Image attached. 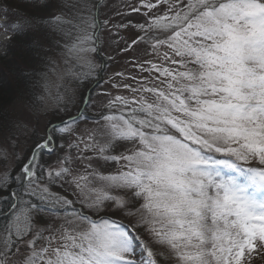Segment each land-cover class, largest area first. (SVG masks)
<instances>
[{"label": "snow or ice", "instance_id": "1", "mask_svg": "<svg viewBox=\"0 0 264 264\" xmlns=\"http://www.w3.org/2000/svg\"><path fill=\"white\" fill-rule=\"evenodd\" d=\"M30 37L0 264L264 257V0H0V56Z\"/></svg>", "mask_w": 264, "mask_h": 264}, {"label": "rangeland", "instance_id": "2", "mask_svg": "<svg viewBox=\"0 0 264 264\" xmlns=\"http://www.w3.org/2000/svg\"><path fill=\"white\" fill-rule=\"evenodd\" d=\"M113 3H119L120 0H112ZM124 35H130V33H122ZM35 40L38 39L37 37H33ZM34 39H32L34 41ZM42 42V41H41ZM21 50L25 48L24 46L20 45ZM130 55H133L130 53ZM24 58L27 62H29L31 54L28 53L25 49L24 51ZM127 59L125 57H121V64L123 65V61ZM13 63V62H12ZM17 63V61H16ZM3 61L0 60V108L8 110L10 114H21V106L22 103L26 100V98L22 95V91L25 87L20 83H16L14 79L8 76V72L4 70ZM11 64H9L10 66ZM29 65V63H28ZM12 66V65H11ZM10 66V67H11ZM113 68L118 66L113 65ZM45 160H49L48 156L44 157ZM61 191H63L61 189ZM252 264H264V257H256Z\"/></svg>", "mask_w": 264, "mask_h": 264}, {"label": "trees", "instance_id": "3", "mask_svg": "<svg viewBox=\"0 0 264 264\" xmlns=\"http://www.w3.org/2000/svg\"><path fill=\"white\" fill-rule=\"evenodd\" d=\"M39 14H42V13H39ZM32 39L34 38L30 37V38L21 39L19 42L15 43V45L9 50L7 57L0 56V60L3 61L4 70L8 72V76L14 79L16 83H20L21 85H23V87H25V83H24L21 73L23 69L31 66V63H30V60L29 62H27L25 60L26 58H24L23 56L25 48L21 50L18 47H20V45L25 47V45L29 42V40H32ZM9 64H11L12 66L10 65L11 66L10 67Z\"/></svg>", "mask_w": 264, "mask_h": 264}]
</instances>
